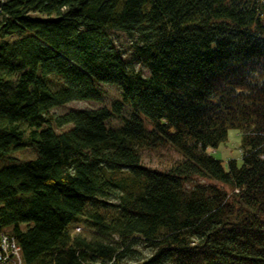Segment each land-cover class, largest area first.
I'll return each instance as SVG.
<instances>
[{
    "label": "trees",
    "instance_id": "trees-1",
    "mask_svg": "<svg viewBox=\"0 0 264 264\" xmlns=\"http://www.w3.org/2000/svg\"><path fill=\"white\" fill-rule=\"evenodd\" d=\"M109 31L135 35L147 77ZM97 83L121 99L50 116L100 101ZM231 128L242 162L226 170L207 148ZM166 145L183 159L141 165ZM79 219L91 237L71 235ZM1 230L23 264H121L137 242L136 264H264V0H0Z\"/></svg>",
    "mask_w": 264,
    "mask_h": 264
},
{
    "label": "rangeland",
    "instance_id": "rangeland-1",
    "mask_svg": "<svg viewBox=\"0 0 264 264\" xmlns=\"http://www.w3.org/2000/svg\"><path fill=\"white\" fill-rule=\"evenodd\" d=\"M108 37L115 48L121 52L122 57L130 70L139 72L145 77L149 75L148 69L145 65L134 63L131 59V47L136 38L135 35L130 37L121 31H109ZM97 88L101 93L100 101H70L51 109L49 112L50 116L56 117L73 110H93L100 107L110 109L114 102L121 99L120 89L114 84L97 83ZM130 115V107L126 104H122L119 113L113 114V116L107 121V126L111 128H118L122 124V120L124 118H128ZM52 126L55 132H61L72 127L71 124L62 128H56L54 125ZM241 139V132L231 128L227 132L226 139L219 143L215 148H207V152H209L214 158L220 160L226 170L228 169V161H233L238 167H240L242 162V156L240 153ZM12 155L18 160H26L35 157L33 150L30 148L16 151ZM182 159L181 155L169 145L159 146L153 149H144L141 151V165L157 172H167L168 168L172 164L177 163ZM189 183H192V181H189L188 184ZM218 185L225 191L229 192V189L226 186L222 184ZM69 231L71 235L78 234L88 238L93 235V233L85 227L82 219L74 221L70 225ZM107 241L116 242L117 237H107ZM150 252V248H148L145 244L137 242L129 247L126 256L121 260V264H136L138 261L146 258Z\"/></svg>",
    "mask_w": 264,
    "mask_h": 264
},
{
    "label": "built area",
    "instance_id": "built-area-1",
    "mask_svg": "<svg viewBox=\"0 0 264 264\" xmlns=\"http://www.w3.org/2000/svg\"><path fill=\"white\" fill-rule=\"evenodd\" d=\"M0 264H23L21 250L15 238L0 231Z\"/></svg>",
    "mask_w": 264,
    "mask_h": 264
}]
</instances>
